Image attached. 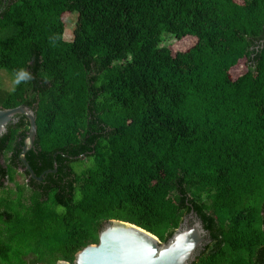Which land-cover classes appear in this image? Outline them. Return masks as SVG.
<instances>
[{
    "label": "trees",
    "instance_id": "trees-1",
    "mask_svg": "<svg viewBox=\"0 0 264 264\" xmlns=\"http://www.w3.org/2000/svg\"><path fill=\"white\" fill-rule=\"evenodd\" d=\"M164 33L197 41L174 51ZM1 70L16 85L0 108L36 113L26 159L45 175L20 161L17 116L0 264H74L110 220L165 244L191 212L210 240L193 264H264V0H0Z\"/></svg>",
    "mask_w": 264,
    "mask_h": 264
},
{
    "label": "water",
    "instance_id": "water-1",
    "mask_svg": "<svg viewBox=\"0 0 264 264\" xmlns=\"http://www.w3.org/2000/svg\"><path fill=\"white\" fill-rule=\"evenodd\" d=\"M20 115L29 120L30 129L19 158L30 177L41 182L45 174L36 176L26 159L37 138L35 111L24 106L0 108V138L7 133L8 125L16 122V117ZM51 172H57L56 164L54 170L46 173ZM208 242L209 234L194 212L184 218L165 244L136 225L110 220L100 230L99 243L78 252L74 264H193ZM57 264L71 263L60 261Z\"/></svg>",
    "mask_w": 264,
    "mask_h": 264
},
{
    "label": "rangeland",
    "instance_id": "rangeland-1",
    "mask_svg": "<svg viewBox=\"0 0 264 264\" xmlns=\"http://www.w3.org/2000/svg\"><path fill=\"white\" fill-rule=\"evenodd\" d=\"M78 15L77 13H66L64 15V20L66 23V34L65 38L67 41H72L74 37V30L77 24ZM197 39L194 36H188L185 38H177L172 34L164 33L162 35V42L160 43L161 47H169L174 51H186L193 45H195ZM245 67L239 68L234 75L242 74L246 72ZM16 85L15 78L5 70L0 71V88L3 90L11 91ZM7 188L15 189L14 183H7ZM2 195V193H0Z\"/></svg>",
    "mask_w": 264,
    "mask_h": 264
},
{
    "label": "clouds",
    "instance_id": "clouds-1",
    "mask_svg": "<svg viewBox=\"0 0 264 264\" xmlns=\"http://www.w3.org/2000/svg\"><path fill=\"white\" fill-rule=\"evenodd\" d=\"M28 77H27V74L26 73H21L20 74V76H19V79L17 80V83H19L20 82V80H24V79H27Z\"/></svg>",
    "mask_w": 264,
    "mask_h": 264
},
{
    "label": "flooded vegetation",
    "instance_id": "flooded-vegetation-1",
    "mask_svg": "<svg viewBox=\"0 0 264 264\" xmlns=\"http://www.w3.org/2000/svg\"><path fill=\"white\" fill-rule=\"evenodd\" d=\"M210 241V240H209Z\"/></svg>",
    "mask_w": 264,
    "mask_h": 264
}]
</instances>
